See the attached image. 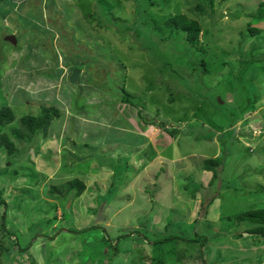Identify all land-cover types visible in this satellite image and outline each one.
<instances>
[{
	"label": "rangeland",
	"instance_id": "obj_1",
	"mask_svg": "<svg viewBox=\"0 0 264 264\" xmlns=\"http://www.w3.org/2000/svg\"><path fill=\"white\" fill-rule=\"evenodd\" d=\"M176 14L200 23L196 46L157 34ZM41 101L61 118L16 139ZM3 106L0 264H264L258 224L230 220L264 208V0H0Z\"/></svg>",
	"mask_w": 264,
	"mask_h": 264
},
{
	"label": "trees",
	"instance_id": "obj_2",
	"mask_svg": "<svg viewBox=\"0 0 264 264\" xmlns=\"http://www.w3.org/2000/svg\"><path fill=\"white\" fill-rule=\"evenodd\" d=\"M151 5H154L153 3H150ZM197 8L200 11H204V7L202 5H198ZM116 26L123 27V32L129 31L130 28L128 26H122L119 23L115 24ZM154 29L156 30L157 34L159 37H161L162 40L168 41L172 38H177L179 33H183L185 36V41L188 43L189 46L194 47L199 43V36L201 33V27L200 23L192 18H189L186 14H176L174 16H171L167 18L164 22L155 24ZM251 34L255 35L258 33L257 28H252ZM137 34L139 35L140 32L139 30L137 31ZM148 45L153 49L154 53H160L161 52V61H164V58L162 57V50H160V45L152 41L151 38L148 39ZM254 49V47H253ZM204 54L206 53L205 50L203 52ZM203 57V55H202ZM200 66L206 69L207 66V61L204 59L202 60L201 58V63ZM74 67V66H73ZM72 67V68H73ZM80 67V66H79ZM108 72V70H107ZM104 89H108L109 85L107 86H102ZM156 87H159V85H155L152 89L154 90ZM124 91L126 92L125 88L123 87ZM113 92L117 93V88L112 90ZM124 92V93H125ZM130 104L136 105V103L131 102ZM47 104V102L41 101V105L39 108V111L35 114H29V115H24L20 119V127L16 130H14L13 136L16 137V139H21L23 136V131L24 133L28 134L29 136H33V139L35 140L36 138L40 137L42 133L45 134V131L47 130L48 127L51 126V124L57 119L61 118L59 117L60 110L56 108V106ZM250 106V105H249ZM248 108V106H246ZM245 111V110H244ZM139 114L142 116V113L139 112ZM15 119V115L10 107L3 106L0 109V126H5L11 124ZM58 119V120H59ZM176 131V130H175ZM173 131V132H175ZM43 134V136H45ZM0 145H5L7 146V151L9 154H13L15 152L16 145L15 143L6 135H1L0 136ZM204 168L205 170L208 171H213L214 176L216 178L219 177V173L221 172L220 169V162L217 159H207L204 162ZM220 168V169H219ZM4 172V171H3ZM8 171H6L7 175ZM0 175H3L2 172L0 171ZM67 190L66 192H72L75 190V194H73L74 198H77L78 196L82 195L85 193V183L79 180V178H75L72 181H69L66 183ZM31 187L29 188L30 190H35V185L33 183L30 184ZM189 190V189H188ZM38 191V190H37ZM52 192V193H51ZM50 194L47 192V198L49 200L46 201V204L49 202L50 204H56L55 202H60L64 196L61 193V190L57 188V186L52 185V191ZM58 192V193H57ZM191 192V191H190ZM192 193V192H191ZM194 193H192V197L194 198ZM62 196V197H60ZM60 200V201H59ZM211 201V199H209ZM3 204H7L4 200L2 201ZM0 203V204H2ZM230 219V218H228ZM54 220V217H53ZM230 220H236L237 222H249V224H258V226L253 229V233L256 235L258 238H263L264 239V208L262 209H255V210H249L243 213H240L239 215L236 216V219H230ZM251 234V232H250ZM180 239L179 236L177 235H172L168 237L166 240H175L178 241ZM157 264H164L163 261L158 262Z\"/></svg>",
	"mask_w": 264,
	"mask_h": 264
},
{
	"label": "crops",
	"instance_id": "obj_3",
	"mask_svg": "<svg viewBox=\"0 0 264 264\" xmlns=\"http://www.w3.org/2000/svg\"><path fill=\"white\" fill-rule=\"evenodd\" d=\"M118 109L117 108H115V112L117 111ZM116 114V113H115ZM160 142H161V140H160ZM157 152H158V154L157 155H155V159H157L158 160V162H159V164L161 163V160H159L160 158H161V153H163L164 151H163V149L161 148V144H159L158 146H157ZM185 156H183V158H184ZM154 160V159H153ZM151 161V160H150ZM204 168V167H203ZM205 169V168H204ZM145 170H147V169H145V168H143V171H145ZM162 170V169H161ZM112 172V171H111ZM181 197V196H180ZM192 200V199H191ZM183 208V207H182ZM118 212H120V208H118L116 211H115V214L116 213H118ZM195 216V215H194ZM158 221V220H157ZM165 229H167V228H165ZM165 229H163V230H165ZM175 231H177V233H179V234H181L182 232H179V230L177 229V230H175ZM132 235L133 236H138V233H132ZM135 238H137V237H135ZM143 238V237H142ZM144 239V238H143ZM149 241H147L146 243H148ZM143 252V251H142ZM178 264H182V263H178Z\"/></svg>",
	"mask_w": 264,
	"mask_h": 264
},
{
	"label": "water",
	"instance_id": "obj_4",
	"mask_svg": "<svg viewBox=\"0 0 264 264\" xmlns=\"http://www.w3.org/2000/svg\"><path fill=\"white\" fill-rule=\"evenodd\" d=\"M5 40L8 41V42H11L14 45L17 43V38L14 35H7L5 37ZM80 73H81V69L75 68L73 70V73H72L71 77H70V80L72 82H76L78 80V78H79Z\"/></svg>",
	"mask_w": 264,
	"mask_h": 264
},
{
	"label": "clouds",
	"instance_id": "obj_5",
	"mask_svg": "<svg viewBox=\"0 0 264 264\" xmlns=\"http://www.w3.org/2000/svg\"><path fill=\"white\" fill-rule=\"evenodd\" d=\"M72 73H73V71H72ZM72 73H71V75H72ZM71 75H70V77H71ZM70 77H69V78H70ZM69 81L71 82V84H74V83H75V82H72L70 79H69Z\"/></svg>",
	"mask_w": 264,
	"mask_h": 264
},
{
	"label": "bare ground",
	"instance_id": "obj_6",
	"mask_svg": "<svg viewBox=\"0 0 264 264\" xmlns=\"http://www.w3.org/2000/svg\"><path fill=\"white\" fill-rule=\"evenodd\" d=\"M262 125V124H261Z\"/></svg>",
	"mask_w": 264,
	"mask_h": 264
}]
</instances>
